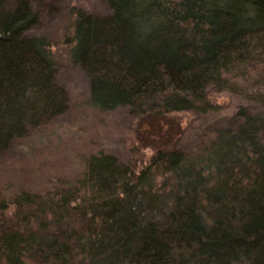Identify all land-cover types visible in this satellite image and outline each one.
Listing matches in <instances>:
<instances>
[{"label": "trees", "instance_id": "16d2710c", "mask_svg": "<svg viewBox=\"0 0 264 264\" xmlns=\"http://www.w3.org/2000/svg\"><path fill=\"white\" fill-rule=\"evenodd\" d=\"M103 1L75 13L70 50L98 111L205 114L208 89L264 64V0ZM38 21L0 0V155L67 109ZM235 119L195 153L140 169L100 153L65 188L1 200L0 264H264V109Z\"/></svg>", "mask_w": 264, "mask_h": 264}, {"label": "rangeland", "instance_id": "374dc122", "mask_svg": "<svg viewBox=\"0 0 264 264\" xmlns=\"http://www.w3.org/2000/svg\"><path fill=\"white\" fill-rule=\"evenodd\" d=\"M14 1L7 0L9 7ZM30 5L39 21L27 36L49 42L67 109L0 155V201L21 192L43 194L65 188L80 176L87 158L100 153L137 169L148 163L155 149L195 153L215 130L236 122L240 109L254 115L264 109L253 99L264 96L263 64L245 79H229L231 92L208 89L215 111L205 114L176 112L156 119L134 117L127 108L98 111L89 105L87 78L71 62L70 50L75 13L105 17L109 7L103 0H30Z\"/></svg>", "mask_w": 264, "mask_h": 264}]
</instances>
